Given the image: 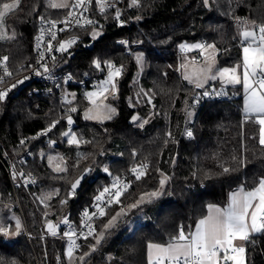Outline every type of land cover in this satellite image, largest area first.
<instances>
[{"label":"trees","instance_id":"1","mask_svg":"<svg viewBox=\"0 0 264 264\" xmlns=\"http://www.w3.org/2000/svg\"><path fill=\"white\" fill-rule=\"evenodd\" d=\"M9 1L0 0V4ZM50 2L21 0L19 9L5 17L3 30L9 36L15 33V38L0 40V58L9 56L11 77L33 60L32 41L40 17L68 12L50 7ZM122 7L125 23L121 24L112 20L111 10L90 12L102 24L101 35L89 46H80L64 66L79 78L98 73L93 64L96 59L123 65L115 78L116 91L107 96L116 109L111 120L82 117L87 101L80 87H69L75 90L70 103L54 94H29L26 90L7 93L0 100V159L8 164L29 149L30 155L18 169L33 173L39 182L33 188H16L18 207L0 162V210L6 212L12 205L23 226L21 235L0 244V264H148V243H166L180 224L187 231L207 213L208 204L225 206L235 187L243 184L251 189L264 176L259 125L245 121L242 86H223L215 80L206 86L208 91L224 94L201 97L196 103L195 97L205 87L196 88L177 71L180 46L197 41L215 45L218 65L239 63V30L251 27L253 21L264 23V0H209L207 6L203 0H137L136 4L123 0ZM80 33L82 40L88 41L92 30ZM117 37L139 41V53H143L139 75L136 55L114 44ZM137 93L147 98L145 102L137 101ZM72 104L75 112L70 111ZM53 121L59 123L44 133ZM67 130L76 135L79 144L68 143L63 135ZM188 130L192 137L187 136ZM48 146L62 155L67 171L58 172L48 164ZM138 164L147 165L146 175L134 179L121 197L122 203L111 205L108 215L98 218L96 231L82 240L71 258L65 253L64 239L40 238L49 220L65 214L76 219L98 190ZM86 167L92 171L76 194L68 197L70 183ZM223 167L234 171L223 174ZM161 173L169 178L166 192L170 194L132 209L117 227L105 231L103 226L111 215L134 203L141 193L159 187ZM62 200L67 203L61 204ZM101 231L104 238L93 251L90 245L96 243ZM26 232L32 235L29 241ZM244 246L245 264H264V232L252 233ZM84 253L89 255L81 261Z\"/></svg>","mask_w":264,"mask_h":264},{"label":"snow or ice","instance_id":"2","mask_svg":"<svg viewBox=\"0 0 264 264\" xmlns=\"http://www.w3.org/2000/svg\"><path fill=\"white\" fill-rule=\"evenodd\" d=\"M92 0H74L72 4H69V0H51L50 7L56 9H68L67 16L62 23L63 28H60V32H64L72 23V19L75 18V24L81 27L85 25H91L94 22L91 19L83 17L82 11L77 9H83L86 3H91ZM99 5L101 13L105 12V4L107 7H112L107 0H95ZM133 4L137 3V0H132ZM21 0H11V2H5L0 4V40L2 39H14L15 33L11 36L7 35L4 29L5 17L9 14L16 12L19 9ZM203 3L207 6L209 0H203ZM86 10V9H85ZM121 13L116 10L115 18L120 19ZM81 17H83L84 23L81 24ZM240 20L241 18H237ZM246 20V18H244ZM42 23H49V32L57 26L58 21H45L44 17H40ZM123 23V21H121ZM43 32V29L41 30ZM101 35L100 32L93 31L91 38L95 40ZM242 40V64L243 74L242 76L238 72L239 65L231 68H216L215 55L209 53L206 57V67L198 69L193 75L196 77L193 80V76L185 75L184 79L190 83H195V87L203 89L205 83L209 79L219 80L223 83L230 84L232 86L242 85L243 88V113L245 121L254 120L259 125V144L264 146V23L257 24L253 21L251 27L244 26L240 32ZM52 40L56 39V33L51 32ZM40 37H37L39 41ZM78 37H71L68 40H62L59 42L57 51L67 53L73 44L77 42ZM123 43V42H122ZM40 45L37 43V48ZM181 49L185 48H199L203 55L205 48L214 49L215 45L195 44L185 45L182 44ZM53 45L51 40L48 42V51L51 52ZM70 54V53H69ZM53 59H55L53 57ZM9 56L5 55L0 58V66H3L5 76H11L12 72L8 70L7 61ZM44 60V53H39V68H34L35 75H43L50 73V69L47 63H40ZM137 63H141L143 60V53L136 54ZM93 64L97 69L101 68V61L99 59L93 60ZM104 64L108 67V77L103 81L104 85H111L114 90L116 85L114 80L121 74V68L115 67L110 61H105ZM43 69V72L40 71ZM28 76H24L22 79H17L15 83L11 85V88H16L18 85L23 84L28 80ZM4 76H0V82H3ZM108 87H102L98 91H90L85 93L86 98L94 105V108H89L85 113L86 119L95 120H111L116 113L115 108H111L103 104L100 97H104V94L108 92ZM8 90L0 91V100H3L7 96ZM221 92H209L203 91L195 97V102L199 103L201 97H211L213 95H223ZM74 95V94H73ZM99 101V102H98ZM70 103V101H69ZM70 111L75 112L76 109L72 108ZM191 115V113H189ZM135 121L137 117H132ZM59 121H53L49 128L44 130L47 133L56 126ZM67 123L71 125L73 123L72 117H67ZM142 126V125H141ZM187 136L192 137L193 132L187 131ZM39 135V134H38ZM64 136L70 137L69 144H79L80 141L76 138L74 133L65 132ZM169 136L171 133L168 134ZM24 141L21 140V144ZM233 157V160H236ZM52 158L49 157V163ZM146 165L137 166L131 171L135 173V179L140 180L146 175V172L142 169ZM56 171L65 172L66 167L56 165ZM92 171V168H85L81 175L71 183L70 190L68 191V197H72L76 194L78 188L81 186L85 178ZM105 173L108 172V168L103 169ZM234 171L229 167H223V174H228ZM15 176L16 173H13ZM21 175H23L21 173ZM195 175V173L193 174ZM168 177L161 173L159 179V187L152 190L143 192L139 195V198L125 207H121L114 215H111L107 223L104 224V230L108 231L118 226L122 218L128 215L132 209H136L145 204H152L159 200L166 194V184ZM117 181L109 187H104L103 191L99 195L95 196V206L97 211L89 214L87 210L84 211L83 216L88 217L89 220L96 217L97 214L100 217H106L108 215L107 208L113 204L120 205L122 203L121 197L125 194L127 188L130 186V182H126L123 187L118 186ZM58 194V190H57ZM107 196V199L105 197ZM43 202V201H42ZM67 203V200H62L61 204ZM103 205V206H102ZM15 220V231L12 230V224L6 221L0 220V244L11 242L12 237L21 235L23 231L22 222L18 217L13 218ZM64 224H68V218L63 220ZM83 228L87 229V233L81 231L79 233L85 240L88 236L93 235L96 231L94 226L86 221H82ZM47 231L52 235H57V229L59 225L53 224L52 221L47 222ZM264 232V176L258 178V182L251 189L246 188L245 185H240L235 191L229 194L228 203L221 207L216 204L207 205V215L199 219L194 226L189 225L188 230L185 231V226L180 224L177 226L176 234L170 235L166 243H149L148 249V264H245L244 253L246 249L243 246H238L237 241H248L252 233ZM77 235L75 229L70 227L69 231L63 233L64 237L69 240L67 255L72 257L73 248L79 247L76 241L73 239ZM105 232L101 231L96 236V243L90 245L94 251L96 245L100 244L104 238ZM89 253H84L79 259L84 260L85 256Z\"/></svg>","mask_w":264,"mask_h":264},{"label":"built area","instance_id":"3","mask_svg":"<svg viewBox=\"0 0 264 264\" xmlns=\"http://www.w3.org/2000/svg\"><path fill=\"white\" fill-rule=\"evenodd\" d=\"M107 3H110L112 7H107V4H105V12L109 10L113 11L112 20H115L120 24H121V21L125 23L123 7H122L123 0H107ZM99 7L100 6L96 4L95 0H92L91 3H86L83 9H77L78 12L79 11L83 12V17L91 19L94 23L91 25H85L81 27L75 24V18H73L71 25L64 32H60L59 29L64 27V24L62 23V21L67 16V12L64 14H61L60 16L45 17V21L61 22V23H58L57 26L51 30V32L56 33L55 40H52L51 38V32H49V27H50L49 23H42L41 20H39L37 23L36 32L33 35V41H32L33 60L32 62L25 70H23L20 74L14 77L5 76L3 66H0V72H1L0 76H4L3 81H5L4 84H1L2 82H0V91L8 90L7 93L14 94L21 90H26L29 94H33V93L46 94V95L54 94L58 97L60 101L65 102L69 94L68 91H71L69 88L70 86L84 88V91H83L84 96H85V93L87 92L98 91L100 90V88L105 87V86L108 87V89L110 90L111 85L103 84V81H105L108 77V71H109L108 67L104 64L105 61L101 63V68L98 70V73L92 74V75L89 73H86L83 75V77H79V78L75 77L70 71L64 68V66L67 63V59L72 57L75 54V51L79 49L80 46H89L91 44V40H92L91 34L89 35L90 40L83 41L80 30L90 28L92 32L101 31L102 24L99 23V20L97 18H93L90 16L91 11H94L98 14H104L105 12L103 13L100 12ZM116 10H119L121 13L119 20L115 18ZM83 17L80 18L81 24L84 23ZM42 29H43V32L41 31ZM37 37H40L39 41L37 40ZM71 37H78V39H77V42L73 44L72 47L68 50V52L63 53V52L57 51L59 42L62 40H68ZM50 40L53 45V49L51 52L47 50L48 42ZM37 43H39L40 45L39 48H37ZM114 44L122 47L124 51L129 55H136L140 51L139 41L131 40L129 37H117L114 39ZM196 44H205V43L203 41H197ZM40 52L44 53V60L40 61V63H47L50 69V73H45L43 75H35L33 69L39 68V64L37 63V61L39 60ZM180 52L188 53L186 48L180 49ZM194 54L197 58H201V52L199 48L195 49ZM53 57L55 59H53ZM111 63L114 64L115 67L121 68V72L124 70L123 65L121 63H115V62H111ZM40 71L43 72V69L40 68ZM24 76H28L29 79L26 80L23 84L18 85L16 88H11V85L15 83L17 79H22ZM88 102L90 101L88 100ZM71 108H75V105L72 104ZM29 155H30V151L29 149H26L24 152H22L18 156L13 157L8 162V164H5L0 159V162L3 164L5 168V172L7 174V177H8L10 186H11V190L15 196L16 205L18 207H19V201L16 196V188L19 186H23L26 188L28 187L33 188L37 186L39 183L37 178L33 175V173L29 171H23L21 167L18 169V166L21 165V163L25 160V157ZM142 165H146V164L134 165L129 169L128 172L121 174V175L114 176L106 187L111 188L112 184L116 182L118 178L119 187H123V185L126 182H130V186L127 188L128 190L132 186L133 180L135 179V173H133L131 170L133 168H136L137 166H142ZM146 169H147V165L142 170L146 171ZM13 173H16V175L14 176ZM21 173L23 175H21ZM101 191H103V188L97 191V193L94 195L91 203L88 206H85L80 209L78 213V217L76 219L73 217H70V215L68 214H65L56 219H53L52 223L59 225L57 229V235L55 237L52 236L47 231V228H46V230L40 234V238L41 239L62 238L66 241V246L68 247L69 240L67 237L63 236V233L65 231H69L71 227L72 229H75L77 233V235L73 237V239L76 241V244L79 245L80 247L81 242L84 238L80 236L79 233L81 231H84L85 233H87V229L83 228L82 221L91 223L95 228L96 222L98 218H100V216L97 214L96 217L89 220L88 217L83 216V213L85 210H87L89 214L97 211L96 206H95L96 202L94 198L95 196L99 195ZM105 199H107V196L105 197ZM65 217L68 218V221H69L68 224L63 223V220ZM25 236L28 241L32 238V235L28 232L25 233ZM242 246L245 248L244 245ZM79 247H74L73 250L78 249Z\"/></svg>","mask_w":264,"mask_h":264},{"label":"rangeland","instance_id":"4","mask_svg":"<svg viewBox=\"0 0 264 264\" xmlns=\"http://www.w3.org/2000/svg\"><path fill=\"white\" fill-rule=\"evenodd\" d=\"M51 1V0H50ZM11 1H9V3H10ZM74 2V0H69V4H72ZM239 26V25H238ZM240 29V26L238 27V30ZM241 30V29H240ZM240 30H239V32H240ZM196 43H194V42H191V43H185V45H195ZM187 49V51H188V53H182L181 54V56H180V60H179V62H178V65H177V71L182 75V77L184 78V76L187 74V75H190V76H193V80H195L196 79V77L193 75L198 69H200V68H202V67H206L207 66V64H206V57H207V55L209 54V53H213L214 55H215V60H216V68H225V67H227V68H231V67H234V66H237V65H239L240 66V63H237V64H235V65H233V66H220V65H218V63H217V59H216V55H217V49L216 48H214V49H208V48H205L204 50H203V55L201 54V59H198V58H196L195 57V54H194V51H195V49H197V48H186ZM202 50L200 49V52H201ZM138 65H139V70H138V73H137V75H139L141 72H142V65H143V60H142V62L141 63H138ZM240 70H241V68L239 67L238 68V72H240ZM220 83H221V85H223V86H226V85H229V84H227V83H223V82H221L220 80H219V78L217 79ZM187 81V80H186ZM213 81H215V80H211V79H209L208 81H207V83H205V85H204V90L203 91H208V89H207V85L210 83V82H213ZM187 82H189V81H187ZM114 83H115V85H116V81L114 80ZM190 83V82H189ZM190 84H193V85H195V83L193 82V83H190ZM116 91V87H115V89L113 90L112 89V87H111V89L108 91V92H106L105 94H104V97H100L99 99L100 100H102L103 101V104L104 105H106V106H109V107H111V108H115L108 100H107V96H108V94L109 93H111V92H115ZM69 92V95H68V99L66 100L67 102H72V100L74 99V97H75V90L74 91H68ZM137 92V91H136ZM139 92V91H138ZM74 94V95H73ZM136 95V99H137V101L138 102H145V100L147 99V98H145L144 96H141V95H139L138 93L137 94H135ZM85 97V96H84ZM69 100V101H68ZM86 101H87V107L82 111V117H84L85 118V113H86V111L89 109V108H94V105L93 104H91L90 102H88V100L86 99ZM99 102V101H98ZM86 119V118H85ZM88 120H95V119H88ZM96 121H104V120H96ZM65 132H71V133H73L71 130H67V131H65ZM64 132V133H65ZM76 136V135H75ZM64 137H66V136H64ZM68 140H69V138L70 137H66ZM77 138V137H76ZM77 145V144H76ZM47 150H49V153H48V156H47V162H48V164L53 168V169H56V165L57 164H59L61 167H63V158H62V155L59 153V152H57L56 150L54 151V150H52L51 149V146H48L47 147ZM49 157H51L52 158V161H51V163H49ZM7 208H9V209H7V211L6 212H3V211H1L0 210V220H3V221H6V222H8V223H11L12 224V230L13 231H15V228H14V225H15V220L13 219L14 217H20L19 216V214L17 213V212H15V211H13V209H12V205H10V207H7ZM20 219V218H19ZM14 238L15 237H12L11 238V241H13L14 240ZM67 249H68V247H65V253H66V255H67ZM68 256V255H67Z\"/></svg>","mask_w":264,"mask_h":264},{"label":"crops","instance_id":"5","mask_svg":"<svg viewBox=\"0 0 264 264\" xmlns=\"http://www.w3.org/2000/svg\"><path fill=\"white\" fill-rule=\"evenodd\" d=\"M243 30V28H241V30H240V32ZM240 32H239V34H240ZM239 39H240V41H241V46H240V68H241V70H240V72H239V74L242 76V74H243V64H242V56H243V52H242V40H241V37H240V35H239ZM230 85V84H229ZM242 86V85H241ZM243 89V88H242ZM243 95H244V93H243ZM239 186H237V187H235L231 192H233V191H235L237 188H238ZM230 192V193H231ZM229 199V198H228ZM228 203V202H227ZM216 205H218V204H216ZM219 206H221V205H219ZM221 207H224V206H221ZM205 215H207V213L205 214ZM204 215V216H205ZM201 219V218H200ZM199 220V219H198ZM197 220V221H198ZM195 226V225H194ZM194 226H193V229H194ZM237 243V245L238 246H242V245H244V243H245V241H237L236 242ZM149 244V243H148ZM147 259H148V249H147ZM229 264H231V262H229Z\"/></svg>","mask_w":264,"mask_h":264},{"label":"water","instance_id":"6","mask_svg":"<svg viewBox=\"0 0 264 264\" xmlns=\"http://www.w3.org/2000/svg\"><path fill=\"white\" fill-rule=\"evenodd\" d=\"M86 168H89V167H86ZM85 169V168H84ZM83 169V170H84ZM83 170L72 180V182L71 183H73V182H75V180L81 175V173L83 172ZM71 183H70V185H71ZM81 187V186H80ZM80 187L78 188V190L80 189ZM77 190V191H78Z\"/></svg>","mask_w":264,"mask_h":264}]
</instances>
